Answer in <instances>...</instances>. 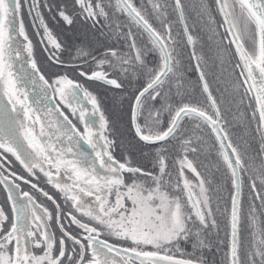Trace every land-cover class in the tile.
<instances>
[{"label":"snow or ice","instance_id":"snow-or-ice-1","mask_svg":"<svg viewBox=\"0 0 264 264\" xmlns=\"http://www.w3.org/2000/svg\"><path fill=\"white\" fill-rule=\"evenodd\" d=\"M215 3L222 16L218 27L225 29L217 57L223 64L225 54L232 52L233 90L240 103L249 96L255 101L250 119L256 121L261 141L259 166L230 137L183 0L170 5L175 22L161 0H147L149 14L134 0H0V190L5 193L0 204V264H208L196 252L209 247L207 234L219 231L220 224L209 195L211 181L191 158L199 157L205 135L214 140L217 170L223 169L230 189L223 209L219 204L215 209L224 217L228 241L223 264H264V0ZM45 10L57 24L68 29L82 24L93 35L98 33V39L115 38L123 46L110 45L96 55L78 39L72 45L75 53L69 51L63 60L69 45L49 26ZM25 14L31 18L27 26ZM198 15L216 23L203 3ZM121 17L125 23L119 22ZM176 23L179 32L174 31ZM29 26L47 53L48 68L54 69L47 76L35 59ZM185 48L187 63L197 75L191 91L185 87ZM25 63L31 71L21 67L17 74L15 66ZM28 81L45 98L50 90L58 97L57 106L35 109L28 104ZM85 82L120 90V103L128 101V128L135 144L129 141L120 159L115 155L118 129ZM81 95L96 119L86 117L89 110ZM62 107L84 125L83 131ZM81 141L91 147V157L81 149ZM137 146L142 152L150 150L146 156L152 171L133 164L131 152ZM6 154L15 157L22 172ZM41 174L62 196L63 206L33 182ZM182 241L193 248L187 258L174 254L185 255L179 248Z\"/></svg>","mask_w":264,"mask_h":264},{"label":"rangeland","instance_id":"rangeland-1","mask_svg":"<svg viewBox=\"0 0 264 264\" xmlns=\"http://www.w3.org/2000/svg\"><path fill=\"white\" fill-rule=\"evenodd\" d=\"M209 1H210V4H209ZM57 2H65V0H57ZM67 2H70V0H67ZM105 2H107V0H105ZM161 2L162 3L166 2L167 5H169L168 9L170 8V5L172 4V1H170V0H161ZM135 3L137 4L138 7H141L142 9H144V5L141 2H135ZM183 3L185 5V11H186V16H187V17L186 16L185 17L187 19V23H188L190 29L192 30L193 35L198 40L197 51L202 52L206 58V63H207L206 72L208 74V78L210 81L211 88L213 90V94L217 97V100H219L220 95H221V88L220 87L222 86L223 89L228 90V96H229L228 104L224 101L223 98H222V101L225 104V106H227L228 108H233L230 110V115L234 116L231 113L234 112V108L236 110L238 108L233 89L230 86V85H233L234 81H230V85H229L227 82V79H226V75L230 76V77H236V75L233 72V69H230L229 71L225 72L224 71L225 69L223 68L224 63L221 64L220 60L217 57L218 49H219V47L220 48L222 47L220 42L222 39V34L224 33V29H223V27H218L220 20L217 17V14L215 11L214 1L213 0H207V2L204 3V0H183ZM201 3H203L209 9L210 16L214 18L216 23L208 24L207 23V20H208L207 16L204 17L203 19H201L199 17L198 13H199V8H200ZM145 10H146V14H149L152 12L151 8L145 9ZM170 14L172 16H174L173 11H171ZM44 15H45V18L48 20L49 26L54 29L55 34L62 40V42L66 43L70 47L69 50H66L62 53L61 59H63V60H67L69 58V51H71L72 45L76 44L78 39L83 41V43L90 45L91 48L96 43H100L99 47H101V48L97 49V50L101 51V52L104 50L105 47L110 46V45H114L118 49L123 46L124 42L123 41H117V40H115V38H111V40H109L108 43L105 40L99 41L98 39H95L93 32L89 31L82 24H77L72 29H68V28L64 27L62 24H57V23L53 22L49 18V15H48L46 10L44 11ZM171 15L169 17H171ZM175 17H176V14L173 18V22H175ZM114 19H116V18L114 17ZM150 19H152L153 23L157 24V26H158V22L155 21L154 17L150 16ZM30 21H31V18L29 16H27V14H25L26 26L30 24ZM210 29H216V34L214 35ZM27 30H28L30 38L33 40L34 44L36 45L35 59L38 62V66H40L42 68V70L44 71V73L47 76V74H50L51 71H53L54 69L48 68V62L46 60L47 53L42 50V45L39 44V37L35 34L34 29L31 26H29L27 28ZM174 31L179 32V28L177 26H175ZM223 43L227 44V41L225 40ZM73 53H75V49H74ZM187 54H188V49L185 48L184 49V61H183V63H184V67L189 69L188 73H186V75H185V79L191 80L192 83H194L197 80V76L195 73H193L191 71V68L187 63ZM149 59L151 60L152 58L150 57ZM21 67H23L24 69H27L28 71H31L30 66L27 63H25L23 66H21L20 64H17L15 66L14 71L17 74H19L21 72ZM45 68H47L48 70H45ZM77 78L83 79V78H79V77H77ZM192 83H188L185 85V87L189 91H191ZM38 84H39V81H38ZM85 87H87L89 90L93 91L94 94H96L98 96V98L101 100L102 108L105 110L106 114L114 121V123L118 129V132L114 133V135H116V137H117V141H118V145H119L115 150V155L118 159H120L121 158V152L127 150L128 142L130 140H132V134L130 133L129 128H127V123L129 121L128 101H124V103L121 104L120 103V96L122 95V93L120 90L112 92L109 90L110 87L101 85L99 83L85 82ZM26 90L29 93V99H28L27 103L30 104L33 108L43 109L45 107V105H47L50 108H54L57 106L58 97L52 96L50 93V90H49V95L47 96V98H45V96L41 92L40 88L38 86L34 88L31 85L30 81H28L26 83ZM117 92H118V94H116ZM175 92H176V88H175V85H173V88H172L173 95H175ZM231 95L233 96V99L230 100ZM197 96L199 98L198 93H197ZM176 99H179V97H176ZM80 102L82 104H84L86 109L89 110L88 112L85 113L86 117L89 120L96 119L95 117H92L90 115L91 105L87 103V101L83 98L82 95L80 98ZM249 103H251V107L248 106ZM122 105H123V116L121 117ZM157 107H159V105H157ZM252 109H253V104H252V100H251L250 96L245 97L244 110H243L244 116H242L243 121H244V126H242L240 124V118H239L236 126L232 127V130H235L236 135H238L240 137V142L242 144L246 142L245 138L241 137V136H243V133H244V136H246L247 140L249 138L251 140H256V141L258 140V135L256 132V126H257L256 121H253L250 119ZM62 111H64V113L66 115H68L69 118L72 119L74 123L77 124V127L80 128L81 131H83L84 125L82 123H80L76 119V117L72 116L69 109H67L66 107H62ZM77 115H79V110L77 112ZM229 134H230V132H229ZM208 140L213 142L212 138L208 137ZM232 140L236 144V141L234 140V134H233ZM81 149L83 151L88 152L89 156L91 157L92 149L87 143H84L83 141H81ZM135 150H136V148H135ZM259 151H260V145H258V149L257 148L254 149V153H252L250 155L248 154L250 157L255 158V163L257 166H259V163H260ZM131 154H132V152H131ZM6 155H8L9 159L15 161V157H12L11 154H6ZM131 159H132V162L135 166H140V167L144 168V165L136 164V163H141L139 159H134L132 157H131ZM149 162H150V159H149ZM14 167H15L17 172L23 171L22 167L20 166L18 161H15ZM149 170L152 171L151 162H150ZM212 171H213V175H215V169H212ZM32 179H33V182L38 183V185L40 187H42L45 191H48L47 188H51V185L46 183V180H45V178L42 177V175L40 176L39 180H37V178H32ZM191 180L195 181V179H191ZM22 188L24 190H29L28 185L22 184ZM209 189H211L210 185H209ZM229 190L230 189H229L228 184L226 187V185L224 183H223V185H220V182H218L217 187H213L212 192H211V190L209 191V195L212 198V206L214 209V214H215V217L217 218L220 226H224V222H223L224 218L221 217L222 216L221 212L215 211V209L217 207V204H219L221 210L223 209L225 202H226L225 201L226 197H227V201H228ZM52 191L54 193L53 197L58 196V203L60 200L61 203L64 204L62 196L60 194H57V191L54 188H52ZM34 195H36V197L39 201L43 202L47 207H49L50 210L54 209V205H52V203L50 201H47L46 198L41 196L39 193L34 192ZM218 197H219V202H218ZM244 197H245V207H246L247 206V200L249 198V189H248L247 185L245 186V189H244ZM4 199H5V193L2 190H0V204H2L4 202ZM255 203L257 206H259L260 201L256 200ZM55 229H56L55 226H53V231H55ZM56 234H57V236H59V233L56 232ZM245 235H247L246 232H245ZM206 238L208 241H210L208 234H207ZM227 242L228 241L225 240L226 244H227ZM179 248L184 252L185 255L183 257H181L180 252H175L174 254L176 255L177 258H187L189 254L193 253V248L191 246V243H185L182 241L179 245ZM35 251L38 254H40L39 249H35ZM200 253L206 255V258H204V259H206L208 261V264H212L213 256L211 255L210 249L204 248L202 251H200ZM197 255L198 254H196V256Z\"/></svg>","mask_w":264,"mask_h":264},{"label":"flooded vegetation","instance_id":"flooded-vegetation-1","mask_svg":"<svg viewBox=\"0 0 264 264\" xmlns=\"http://www.w3.org/2000/svg\"><path fill=\"white\" fill-rule=\"evenodd\" d=\"M204 1H207V0H204ZM137 2H141L144 5V9L151 8V6L149 4H147V0H137ZM96 36L98 37L99 34L97 33V34L94 35L95 39H97ZM98 40L100 41L101 38L98 39ZM108 40H105V41L108 43ZM99 45H100V43H96L92 47V50H93L94 54H96V55H99L100 52H101V51L97 50V49L101 48V47H99ZM71 51L72 52L74 51L73 47H71ZM230 56L233 57L230 53L228 55L226 54L225 57H224V67L223 68L225 69V72L229 71L230 69H233V64H234L235 60L230 58ZM229 61H231V62H229ZM236 71L238 72V69ZM226 79H227L228 84L230 85V81H235L236 77H230V76L226 75ZM187 81L189 83H192L191 80H187ZM230 86L232 87V85H230ZM220 88H221V95H220V99L218 100V102H219V105L221 107V111L224 113V116H226V115L229 116L230 115V110L233 109V108H228L227 106H225V104L222 101V98H223L224 101L228 104V99H229L228 90L227 89H223L222 86ZM232 89H233V87H232ZM109 90L112 91V92L119 91V90H114L112 88H110ZM233 92H234V90H233ZM116 94H118V92ZM234 96L236 98L238 108H237V110L234 108V112L231 113L232 115H234V116H231V119H230L231 122H232L231 126L235 127L237 122H238V120H239V118H240V124L242 126H244V121H243V118H242V116H244V113H243L244 102L240 103L239 94L234 92ZM231 99H233L232 95L230 96V100ZM122 116H123V105H122V109H121V117ZM228 126H229V123H228ZM127 128H128V125H127ZM205 136L207 138V135H205ZM130 141L133 144H135V140L133 138ZM201 147H202V150H201V152L199 154V157L198 158L191 157V158L195 159L196 164L198 166V170L202 173V175L206 179L211 181V184H210L211 192H212L213 187H217V181L220 182V185H223V183H224L226 185V187H227V180H226V177L224 176V173L215 171V175H213V171L211 169H209L205 165V160L212 156V154L216 151V148L213 147V145L211 143L210 144H205L204 143ZM133 153H134V151H132V154ZM143 153H144V159H143L142 163H144V169L146 171H150L149 170V167H150L149 158L146 156L147 150L144 149ZM186 176H188L189 179H195L194 175L191 172H188L187 170H186ZM47 189H48L49 194H52V186H51V188H47ZM218 201H219V197H218ZM71 227H72V230L74 232H78L79 231V229H77L75 225H72ZM102 238H104V237H102ZM109 242L115 243L116 241L114 239H112V238H109Z\"/></svg>","mask_w":264,"mask_h":264},{"label":"trees","instance_id":"trees-1","mask_svg":"<svg viewBox=\"0 0 264 264\" xmlns=\"http://www.w3.org/2000/svg\"><path fill=\"white\" fill-rule=\"evenodd\" d=\"M97 39H98V37H97ZM101 40H104V39L101 38ZM109 40H111V38ZM45 70H48V69L45 68ZM225 119L229 122L228 131L230 132V136H231L232 139H233V134H234V140L236 141V144L239 145L242 150H246L249 155L254 153V149L255 148L258 149V145L261 144V141L251 140L250 138L247 140L246 136H244V133H243V136H241V137H244L246 142L242 144L240 142V137L238 135H236L235 130H232V126H231L232 122L230 120L231 119V115H229V116L226 115ZM204 139H205V144H210V143L212 145L214 144V142H211L210 140H208V138H206V136H205ZM145 150H147V152L150 151L147 148H145ZM143 152H144V149H143ZM143 152L141 151L140 147L137 146L136 150H134L133 155L131 154L132 158L140 160L141 163H136L135 162L138 165H144V163H142L143 159H144V153ZM217 161H218V158H217L216 153L214 152L210 158H207L205 160V165L211 170L215 169V171H217V172L224 173L222 168L217 170V168H218ZM218 182H217V185H218ZM225 201H226V199H225ZM221 217H223V216H221ZM225 231H226L225 230V226H220L219 231H217L216 229H210L209 232H208V236L210 238V241H209V247H206V248L210 249L211 255L213 256L212 264H223L224 252L226 251V248H225V240H226ZM220 241H224V243L221 244ZM196 254H198L197 255L198 257L206 258V255L200 253V251L196 252Z\"/></svg>","mask_w":264,"mask_h":264},{"label":"water","instance_id":"water-1","mask_svg":"<svg viewBox=\"0 0 264 264\" xmlns=\"http://www.w3.org/2000/svg\"><path fill=\"white\" fill-rule=\"evenodd\" d=\"M217 6V5H216ZM217 9H218V6H217ZM219 12V11H218ZM219 16H220V19H221V21H222V16L220 15V13H219ZM224 31H225V29H224ZM233 51H234V46H233Z\"/></svg>","mask_w":264,"mask_h":264}]
</instances>
